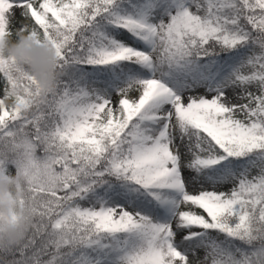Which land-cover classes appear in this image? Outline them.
<instances>
[{
    "label": "snow or ice",
    "instance_id": "obj_1",
    "mask_svg": "<svg viewBox=\"0 0 264 264\" xmlns=\"http://www.w3.org/2000/svg\"><path fill=\"white\" fill-rule=\"evenodd\" d=\"M17 30L60 79L0 60V264H264V0H0Z\"/></svg>",
    "mask_w": 264,
    "mask_h": 264
},
{
    "label": "clouds",
    "instance_id": "obj_2",
    "mask_svg": "<svg viewBox=\"0 0 264 264\" xmlns=\"http://www.w3.org/2000/svg\"><path fill=\"white\" fill-rule=\"evenodd\" d=\"M0 60L24 67L45 92L54 91L60 79L56 50L47 42L37 41L26 31H15L0 38ZM22 178L13 173L0 175V243L17 244L27 234L26 209L18 203ZM16 217L18 223H13Z\"/></svg>",
    "mask_w": 264,
    "mask_h": 264
},
{
    "label": "rangeland",
    "instance_id": "obj_3",
    "mask_svg": "<svg viewBox=\"0 0 264 264\" xmlns=\"http://www.w3.org/2000/svg\"><path fill=\"white\" fill-rule=\"evenodd\" d=\"M19 15H20V12H19V9H17L16 10L17 20H14L13 23H12V26H11L13 30H16L20 26L19 23L17 22L18 18H19ZM200 92L203 93V89H201ZM133 95H135V94H133ZM231 95H232V93H231V91H229V96H231ZM0 98H2V96H0ZM181 151L182 152L184 151L183 147H181ZM253 174H255V170H254ZM185 175H186V177H188L191 174L186 171ZM218 190H223V189H218ZM189 191L190 192H197V191H199V186L198 185L189 184ZM200 255L203 256V252H201ZM209 263H210V261H209Z\"/></svg>",
    "mask_w": 264,
    "mask_h": 264
},
{
    "label": "trees",
    "instance_id": "obj_4",
    "mask_svg": "<svg viewBox=\"0 0 264 264\" xmlns=\"http://www.w3.org/2000/svg\"><path fill=\"white\" fill-rule=\"evenodd\" d=\"M210 264V263H209Z\"/></svg>",
    "mask_w": 264,
    "mask_h": 264
}]
</instances>
